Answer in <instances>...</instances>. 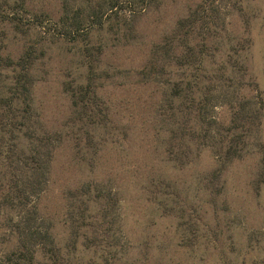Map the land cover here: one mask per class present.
Masks as SVG:
<instances>
[{"label":"rangeland","instance_id":"1","mask_svg":"<svg viewBox=\"0 0 264 264\" xmlns=\"http://www.w3.org/2000/svg\"><path fill=\"white\" fill-rule=\"evenodd\" d=\"M91 1L107 5L109 0H0V54L16 58L25 44H33L36 54L44 51L35 74L39 81L33 89V106L35 115L51 130L59 129L70 111L63 82L86 69H79L74 45L55 35L53 23L63 10L84 17ZM122 1L127 5L124 14L138 28V36L125 45L106 40L104 46L101 68L111 78L103 80L99 105L110 107L112 124L97 133L109 131L107 142L91 166L79 162L70 139L59 142L53 153L51 179L40 208L52 224L55 239L60 245L67 243L75 228L67 191L97 178L112 182L120 197L118 231L109 240H117L119 249L125 251L118 264H264V0H251L244 13L230 15L227 27L234 42L240 43L244 36L250 39L243 66L235 69L234 77L239 82L238 98L255 108L261 104L260 146H251L241 159L226 164L219 177L212 175L218 166L212 150L196 155L193 143L189 147L193 153H186L190 162L185 165L177 160L180 156L174 158L169 152L168 124L159 131L156 125L157 113L169 108L166 99L171 82L162 89L138 83L137 75L152 44L199 0H158L144 8L136 0ZM229 2L223 0V13ZM245 16L250 18L248 34ZM111 22L108 19L101 31L92 32L90 44L107 38ZM227 56L226 51L220 53L216 63ZM6 76V71L0 74V86ZM213 111L223 133L232 111L228 105ZM98 213H92L89 223L100 224ZM91 232L87 228L81 233L90 237Z\"/></svg>","mask_w":264,"mask_h":264},{"label":"trees","instance_id":"2","mask_svg":"<svg viewBox=\"0 0 264 264\" xmlns=\"http://www.w3.org/2000/svg\"><path fill=\"white\" fill-rule=\"evenodd\" d=\"M153 1L158 0L134 2L144 8ZM250 1L230 0L226 13L223 0L196 1L152 44L149 57L137 72L141 84L163 89L171 82L166 99L169 108L157 113L156 129L164 130L168 124L169 152L175 154L174 158L184 156L177 159L181 165L190 162L186 153L191 152L193 143L196 155L207 148L212 150L218 163L214 177H219L233 159H241L251 146H260L257 130L261 104L255 108L250 101L238 98L239 82L234 77L235 69L243 66L250 39L244 36L240 43L234 42L227 28L229 16L244 13ZM19 7L23 8L22 3ZM126 7L122 0H109L107 5L91 1L84 17L63 10L53 23L55 35L74 45L80 57L79 69L86 68L62 84L70 111L57 130L48 129L33 106V89L39 81L35 74L44 51L36 54L33 44H25L16 58L0 54V74L7 72L0 86V264H118L125 253L117 240L109 241L114 240L120 221V197L109 180L90 178L67 191L69 216L75 228L72 238L63 245L55 239L40 201L51 179L53 153L59 142L72 140L79 162L87 166L98 160L95 156L107 142L109 131L97 133L112 124L110 107L102 109L99 105L103 80L111 78L101 68V61L106 40L125 45L138 36V28L124 14ZM90 18L92 21L84 27V21ZM108 19L113 26L108 24L107 38L90 44L92 32L101 31ZM244 20L248 34L250 18L245 16ZM225 51L228 58L216 63ZM222 105L232 111L223 133L213 116V110ZM163 107L162 101L159 109ZM96 210L100 212V224L89 223ZM87 228L92 231L90 237L81 233ZM91 252L94 256L88 255Z\"/></svg>","mask_w":264,"mask_h":264}]
</instances>
